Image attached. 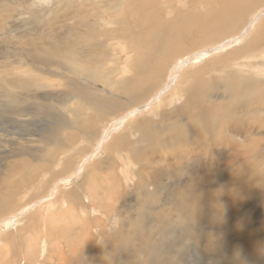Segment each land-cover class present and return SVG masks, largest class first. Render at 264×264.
Returning <instances> with one entry per match:
<instances>
[{
  "label": "rangeland",
  "instance_id": "1",
  "mask_svg": "<svg viewBox=\"0 0 264 264\" xmlns=\"http://www.w3.org/2000/svg\"><path fill=\"white\" fill-rule=\"evenodd\" d=\"M52 1L53 5L41 6V10L39 8L24 11L20 21L13 26L9 23L4 24L3 12L0 8L1 33L9 31L6 37L0 39V208L2 207L3 210L0 215V264H111L108 249L103 247L104 241L101 237L114 236L118 230L131 231L132 229L127 228L129 226L136 228L138 225L140 227L147 225V217L144 216L150 211L148 209L140 211L136 203L142 199L143 193L155 195L156 186L161 189L158 198H152L153 210L148 214L151 217L148 227L151 232L156 231L159 234L154 238L147 235V233L152 235L148 228H142L141 235H145L147 239L154 238L147 241L148 244L141 236L125 237L122 234L119 240L121 241L122 238L124 242L129 243V247L121 253L119 264L217 262L222 258L215 249H220L224 239L226 243L232 242L246 247L245 250L251 245L254 249L252 251L248 249L247 258L258 257L260 263L254 264H264V139L262 138L264 132L247 143L241 139L239 140L242 143L232 141L229 151L218 155L222 151L218 142L226 139V134L217 126L218 119L210 115L215 110L222 116L214 100H204L199 104L206 113H209L203 123H200L198 118V108L184 107L187 104L185 89H179V93L171 97L176 102L174 106L168 105L167 97L173 96V92L177 91L174 81L185 71L187 60L192 64L203 66L212 56L204 54L213 48L195 50L186 57L173 56L170 60L174 62L172 65L175 67L174 71L169 75L172 68L167 65L164 70L169 76H164L158 84H155L157 78H150V82L153 83V93L143 102L139 97L117 94L112 91L108 82L102 84L79 74H71L62 62L52 60L46 67L34 63L36 62L34 59H39L40 56L33 51L34 49L32 50L33 43L39 47L43 46L47 41L49 42L47 38L61 37L66 31L65 28L70 29L74 26L73 22L69 21V17L65 18L66 14L69 15L73 10L70 12L60 10V6L69 0ZM183 1L186 7L179 10L191 7L190 0H187L188 3L186 0ZM75 5L77 7L79 3ZM80 5L82 7V4ZM52 9L55 13L50 16L49 11ZM86 10L93 14L95 11L93 5ZM263 10L264 7H260L251 14L245 15L241 29H245L247 27L245 25L250 23L252 18L256 19ZM116 12L118 11H114ZM206 12V9L198 10L201 16ZM103 13L106 14L104 18L112 20L115 17L110 12ZM159 16L165 17V14L161 13ZM36 17H39L42 23L35 21ZM49 18L53 22L48 25ZM116 19H125L130 30L135 32L139 30L129 23V13H120ZM255 26L249 31L248 36ZM74 31L79 33L82 28L75 27ZM24 35L25 38H22ZM188 36L184 39L185 47L191 45L199 35L194 30ZM245 40L220 49L221 51H215L213 56H220L233 48H240ZM219 45L215 47L222 46ZM158 48L159 50L152 54L153 57H163V46ZM127 49L128 51L121 55L119 50H115L114 53L110 51L114 58L119 55L115 64L108 63L113 67L112 80L130 79V74L122 78L119 76L120 70L132 62L128 54L132 51L133 45L129 44ZM23 50L29 51L30 58ZM262 57L264 53L260 58ZM237 63L245 64L243 60ZM107 66L104 65V68L107 69ZM252 68L254 66L250 64L243 66V70L246 69L250 73L254 71ZM158 70L159 67L154 68V72ZM131 72L133 76L131 80L134 81L135 77L143 79L145 76L146 79L148 76L134 66ZM34 78H42L47 88L25 86L31 89H20ZM74 83L80 84L85 89L90 88L89 92L109 101H117L118 98L122 102L121 108L112 117L107 115L98 118L96 112L84 107L82 112L78 110L73 120L70 111L77 110V103L72 100L71 104H66V101L69 97L75 96L74 93L69 92V86L73 87ZM205 91L210 93L208 90ZM199 93L200 88H197L193 95ZM213 95H219L220 99L222 92L215 91ZM257 96L251 94L249 97ZM126 99H136L138 102L126 103ZM250 100L257 112L252 118L248 116L245 119L249 122H259L264 106L259 104V97L256 102ZM169 107H173V110L176 107L181 108L172 121L173 127L184 128L183 134L181 136L179 134L178 137L170 136L171 143L165 144L160 143V140L165 138L159 140L156 136L149 135L146 151L142 152L144 156L140 158L141 162L135 155L128 153V159H123L122 162L129 161L131 164L125 167L126 174L120 172L119 161L114 157L119 150L110 149L118 140L117 135L125 130L130 138L127 141L120 139L122 146L125 144L136 146L138 133L133 129L134 125L143 122L147 125L151 124V128H156L157 125L163 126L166 122L162 120V116L169 115L168 112H164ZM77 131L89 133V136L86 140L83 137L80 139ZM52 133L56 143H69V152L65 153L63 168L55 169L61 150L48 141ZM38 138H40L39 142H37ZM156 143L160 145V149ZM238 147L242 150L240 154L237 152L239 149L235 151ZM249 147L253 149L249 150ZM142 163H149V170L140 169ZM250 167L252 168L250 182L240 180L237 177L240 176L239 173ZM111 172L116 175L119 187L123 185L115 189L116 191L119 189L121 194L125 195L121 200L115 199L111 188H106L104 183L103 177ZM145 172H149L148 179L141 176ZM44 175L46 178L42 179ZM126 175H129V179L124 181ZM71 190L78 199L68 197ZM186 191L197 197L206 194L207 203L195 208V203H188L190 198L187 197ZM115 201L116 203H113ZM182 207H186L189 214L184 208L186 212L178 209ZM199 210L201 213L196 215ZM190 214H194L197 223L191 220ZM166 221L168 228L165 234L167 233L171 244L166 246L174 257L163 256L165 234L161 229L166 228L167 225H162ZM123 226L126 228L122 229ZM194 226L196 230L193 229ZM184 229H188L187 233L192 234V237L198 234L200 239L190 242L184 240L185 236L182 238V234H177L179 230ZM253 236L257 241L251 244L248 238ZM207 244H210L208 245L210 248L206 251L210 252L205 254L203 248ZM149 245L158 246L162 252L152 251L150 256ZM17 255H20V259H16Z\"/></svg>",
  "mask_w": 264,
  "mask_h": 264
},
{
  "label": "bare ground",
  "instance_id": "2",
  "mask_svg": "<svg viewBox=\"0 0 264 264\" xmlns=\"http://www.w3.org/2000/svg\"><path fill=\"white\" fill-rule=\"evenodd\" d=\"M52 2V0H0V8L3 12V22L4 24L9 23L13 26L16 22L20 21L24 11L28 12L29 9L38 10L41 6H50V4L53 5ZM75 2L79 3V6L77 5V7H75ZM186 2L188 3L187 0ZM87 3L89 4L88 6ZM189 3L191 7L179 10L180 8L186 7L183 0H69V2L63 3L60 6V10H69V12L73 10L72 13H69V15L66 14L65 18L69 17V21H72L74 24L73 27L75 28L80 26L82 31L75 33L73 27L70 29L65 28L66 31L62 33L61 37L47 38L45 36L49 42L47 41L43 46L41 45L39 47L33 43L32 50L34 49L33 51L40 56L39 59H34L36 60L34 63L36 65L38 64L46 67L52 60L62 62L67 66L69 73L71 74H79L80 76H85L90 80H95L97 82H101L102 84L103 82H108L112 91L117 94H127L139 97L142 98V101L144 102V99H147V97L153 93V83L150 82V78H157V80H155V84H158L164 76H169L172 71H174L175 67H172L174 62L170 60L173 56L181 55L186 57L188 54H193L195 50L199 51L203 48H213L204 54L212 56L208 59L209 61H204L205 64L203 66L192 64L189 60H187V65L185 64V71L182 73L180 78H177L175 81L173 80L177 91L173 92V96L169 95L167 100L168 105L171 104V106H174L176 102H174V99L171 97H175L176 94L179 93V89H185L187 104H185L184 107L189 106L190 108H198V118L200 119V123L204 122L206 115L209 113H206L205 109L199 106V104L204 100H214L218 108L221 110L222 116H220L215 110H213V113L210 115L218 119L217 126H219L220 131L226 134V139L218 142V146H221L222 148V151L218 153V155L226 153L229 151L232 141H240L239 139H241L242 141H245L244 143H247L252 138L260 136L261 134L259 133L264 132V109L261 110L262 117L258 120L259 122H249L245 119L248 116L252 118V115L257 112V109H254V104L250 99L256 102L259 97V104L264 106V96H262V93L264 94V57L260 58L264 53V10L259 13L256 19L252 18L250 23L245 25L247 26L245 29H241L240 27L245 15L249 13L251 14L260 7H264V0H190ZM80 4H82V7ZM58 5H60L59 1ZM92 5L95 10L94 14L89 10H86L87 7H92ZM199 8L200 10L206 9V14L203 16H201V14L199 15ZM54 11L55 10L53 9L49 11V15L51 16L54 14ZM104 11L110 12L115 17L112 20L104 18L106 15L103 13ZM114 11L118 12L114 13ZM120 13H129L130 22H128L131 25H134L133 28L138 27L139 30L136 32L130 30L129 27H127V21L125 19H116L117 15ZM161 13H164L165 17H160L159 15ZM35 21L42 23L39 17H36ZM47 21H49L48 25L53 22L50 18ZM253 26H255V28L248 36V33ZM194 30L198 32L199 36H196L195 40L191 39V41L194 40L191 45H188L187 47L183 46V44H185V37L190 35ZM1 32L2 31L0 29V39L2 37H6V34L8 35L9 33V31H6L3 34ZM39 37L41 38L42 36ZM22 38H25V35ZM243 40H245L242 43L244 45L240 48H233L223 55L213 56V54L217 51H221L222 49H225L233 44H237L239 41L241 42ZM129 44L133 45L132 51L128 54L129 60L132 61L129 63V66L131 68L134 66L135 68L140 69L142 73H147L148 76L146 79H144L145 76H143V79L135 77V81L131 80L133 78L131 68L125 65L120 70L119 76L122 78L130 74V79L127 78L122 81H119L118 79L112 80L111 74L113 73V67H110L108 63L110 62L115 64V60L118 59L119 55L114 58L111 56L110 51L114 53L115 50H119L121 55L122 53H125L126 50L128 51L127 46ZM216 45H219L220 47L216 48ZM159 46H163L164 48L162 51L163 57H153L152 54L159 50ZM23 52H26L25 55L30 58L28 50H23ZM30 60L32 61V59ZM241 60H243L247 66L249 64L254 66V68H252L254 71H251L250 73L246 69L243 70V66L245 64L237 63ZM104 65H108V68H104ZM167 65L172 68L168 73L169 75L164 70ZM116 66L117 65H115V67ZM155 67H159V70L156 72H154ZM41 79L42 78H34L33 81L25 83L20 89L27 90L31 88H47L45 87L44 80ZM25 86L34 87L29 88ZM197 88H200V93L193 95ZM88 90H90V88L85 89L77 83H74L73 87L69 86V92L74 93L75 96L72 98L69 97L66 104H71L72 100L77 103V110L70 111V114L73 116V120L75 119L78 110L79 112H82L83 109H85L84 107H88L92 110V112H96V117L98 118L107 115L108 117H112L121 108L122 102H120L121 100L118 98L117 101H109L105 98L98 97L95 93H91ZM205 90H208L210 93H207ZM215 91L222 92L220 99L218 98L219 95H213ZM251 94L258 96L250 98L249 96ZM131 101L138 102L136 99H126V103ZM179 109L181 108L176 107L175 110H173V107H169L167 111H164L168 112L169 115L164 114L162 116V120L166 122L163 126L157 125L156 128H151V124L147 125V123L145 124L143 122L134 125L133 129L138 133L136 146H131L133 144H125V146H122L120 139H125V141H127V139L130 138L125 130L117 135L118 140H116L115 144L110 149L119 150L118 154L113 156L115 158L117 157L116 160L119 161L120 172L126 174L125 167L129 166L128 164H131L129 161L124 163L122 162L123 159H128V153L135 155V157L141 162L140 158L144 156L142 152L146 151V143L148 142L149 135H154L156 136V139L159 140L161 138H165L160 140L161 144L163 142L165 144L171 143L169 139L170 136L178 137L179 134L180 136L183 134L184 128L177 129L173 127L172 121L174 119V115L179 113ZM67 113L69 115V109H67ZM67 130L69 131V128ZM77 133L80 139L83 137V139L86 140L89 136V133L86 132L77 131ZM262 138L264 139V134H262ZM159 140L157 142H159ZM39 141L40 138H38L37 142ZM48 141L53 143L52 145L57 147L58 150H61V155L56 162L55 169H59L61 167L63 168L65 164L63 162L66 158L65 153L69 152V143H56L54 133L48 137ZM240 143L242 142L240 141ZM156 144V146L160 149V145L158 143ZM200 149L202 150V148ZM248 149L252 150L253 147H249ZM236 150H238L237 152L239 154L242 151L239 147L236 148L235 151ZM149 163H142V165L139 166L140 169H143L144 171L149 170ZM251 170V167L245 169L242 173H239L240 176L237 177L245 182H250L249 179L251 177ZM141 176L146 179L150 177L149 172H145ZM45 178V175L42 176V179ZM103 179L105 180L104 183H106V188H111V193L114 195L115 199L121 200L125 196L121 194L119 189H117L118 191L115 190L117 186L119 187V185L114 173H108L105 177H103ZM126 179H129V175L125 176L124 181H126ZM154 188L155 191H157L155 195L143 193L142 199L136 203L137 206L140 207V211L148 209V211H150L148 214H151L153 210L152 198H158L161 189L158 186ZM187 188L191 189V187ZM191 194L192 193L190 191H186L187 197L190 198L188 203H195V208H197L198 205L206 204L208 201L207 196L205 197L206 194H201L198 197ZM69 196L74 199H78L77 195L74 196L73 190L69 192L68 197ZM191 199H193V201H191ZM6 200L8 205V199ZM80 200L82 201V198H80ZM155 200L157 199L155 198ZM184 200L182 202H184ZM113 203H116V201ZM1 208L0 215L3 213ZM183 208L187 211L186 207L178 209L186 212ZM201 211L199 210L196 215H199ZM148 214L146 216L143 215L145 218L147 217V225L140 227V225L137 226L135 224V227L137 226L136 228H133L132 226L127 227L132 229L131 231L118 230V233L114 236L107 235L104 238L100 236L104 241L103 247L108 249L110 255L109 263L119 264L121 253L129 247V243L124 242L122 238L121 241L119 240V237L123 236L122 234H124L125 237L136 236L139 238L141 236L146 239V242L154 240V238L158 236L159 232H151L148 227L151 223V217ZM216 214L214 213V215ZM101 215L104 216L103 214ZM189 217L192 218L191 220L193 222L197 223L198 220L194 217V214H190ZM167 224L168 223L166 221L162 225L166 226ZM124 228L126 227L123 226L122 229ZM142 228H148L152 235L149 233H147V235L153 236L154 238L147 239L145 235H141ZM167 228L168 225L164 230L161 229V231H164L165 234ZM193 229L196 230L195 226ZM199 229L201 228L199 227ZM187 231L188 229L179 230L177 234H182V238L185 236L184 240L188 242L191 240L198 241L200 239L198 234H193L194 236L192 237V234L187 233ZM164 237L163 256L169 257L172 255V257H174V254L168 251V247L166 246L171 245L169 243L167 233ZM248 241H251V244H253L257 241V238L255 236L249 237ZM155 242L157 243L156 239ZM172 243H174V240ZM197 243L198 242H196V244ZM120 244L121 246H119ZM146 244H148V242ZM104 245H107V247ZM208 245L210 246V244H207L203 248L205 254L210 252L206 251L207 248L208 250L210 248ZM257 247H259V244ZM244 248L246 247L238 246L232 242L226 243L224 239L220 249H215V252L221 255L222 260L217 262L212 261V263L206 264L260 263L258 257H251L250 259L247 258L249 250L252 251V249H254L251 245L248 247L249 250H245ZM152 251L162 252V249L156 245L154 247L149 245L148 252L150 256ZM200 254L201 253H198V255ZM49 257L51 258V256ZM16 259H20V255H17ZM50 260L53 261L52 259Z\"/></svg>",
  "mask_w": 264,
  "mask_h": 264
}]
</instances>
